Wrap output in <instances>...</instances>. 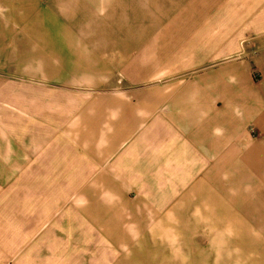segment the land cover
Instances as JSON below:
<instances>
[{"label": "crops", "instance_id": "crops-1", "mask_svg": "<svg viewBox=\"0 0 264 264\" xmlns=\"http://www.w3.org/2000/svg\"><path fill=\"white\" fill-rule=\"evenodd\" d=\"M99 1L0 0V264H264V0Z\"/></svg>", "mask_w": 264, "mask_h": 264}, {"label": "rangeland", "instance_id": "rangeland-1", "mask_svg": "<svg viewBox=\"0 0 264 264\" xmlns=\"http://www.w3.org/2000/svg\"><path fill=\"white\" fill-rule=\"evenodd\" d=\"M39 1L40 5L38 7L41 18L36 21L37 15H35L33 22H38L37 32L32 35V38L37 42H40L42 37L45 39L43 42L47 41L45 44L49 45L52 40L68 39V34L71 33L72 36H76L81 34L80 31L87 32L86 39H98L102 34L109 33L113 35L119 32L111 19H107V16L98 13L99 0H67V2L70 1V8L73 7L72 9H74L71 14L65 9L64 4L59 6L55 0ZM24 2H33V0H24ZM25 6L28 7V5ZM121 24L127 25L126 20H122ZM22 31L16 52L18 53L20 50L24 52L25 56H29L30 46L27 42H31V37L25 32L23 35ZM125 33L121 31V34Z\"/></svg>", "mask_w": 264, "mask_h": 264}]
</instances>
